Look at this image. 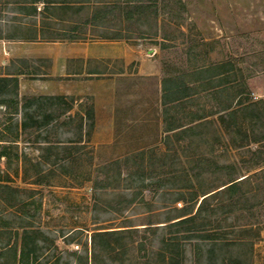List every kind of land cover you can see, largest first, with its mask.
Here are the masks:
<instances>
[{"label": "rangeland", "instance_id": "rangeland-1", "mask_svg": "<svg viewBox=\"0 0 264 264\" xmlns=\"http://www.w3.org/2000/svg\"><path fill=\"white\" fill-rule=\"evenodd\" d=\"M111 2L134 15L128 36L159 48L161 81L145 86L111 145H95L94 121L84 129L79 116L23 135L0 122V264H170L161 252L168 228L157 227L264 166V143L248 148L264 139V0ZM212 67V84L164 98L166 83ZM203 220L207 231L220 228L216 264H264V170L209 198ZM180 245L181 264H197L195 242Z\"/></svg>", "mask_w": 264, "mask_h": 264}, {"label": "crops", "instance_id": "crops-1", "mask_svg": "<svg viewBox=\"0 0 264 264\" xmlns=\"http://www.w3.org/2000/svg\"><path fill=\"white\" fill-rule=\"evenodd\" d=\"M133 19L131 11L122 15L111 0H0L2 126L21 132L24 115L44 117L56 110L64 120L81 117L85 129L94 116L92 141L114 144L139 111L145 86L158 85L162 76L159 48L128 36L125 22ZM160 96L159 90L147 98ZM33 99H41L43 105L23 110ZM260 143L264 139L250 140L248 148L257 152ZM262 170L264 166L252 169L238 182Z\"/></svg>", "mask_w": 264, "mask_h": 264}, {"label": "trees", "instance_id": "trees-1", "mask_svg": "<svg viewBox=\"0 0 264 264\" xmlns=\"http://www.w3.org/2000/svg\"><path fill=\"white\" fill-rule=\"evenodd\" d=\"M149 6V5H148ZM146 6L141 9L142 11H149L152 7ZM155 8V7H154ZM220 68L218 67H212L208 69H203L200 71L195 72L194 74L189 73L181 76V78L176 79L174 81H170L165 84V87H163L164 93L170 94L171 96L175 97V102H179L184 99V97H187V93L191 91L192 88L187 87V83L192 84L198 88L201 86H205L204 84L207 83V85L212 84V82L219 76L218 71ZM218 73V74H217ZM201 81L203 83H201ZM170 84V86H168ZM202 84V85H201ZM196 90V89H195ZM193 90L194 92L198 91ZM167 97V96H166ZM13 101L10 103L12 104ZM14 105L18 109L19 102H14ZM43 105L41 99H33L32 101H29L28 103H25L23 105V110H27L29 108H32L34 106ZM18 111V110H17ZM64 115L59 116H44L38 115V114H26L23 117V122L21 125V133L22 135L25 134L31 127L36 128V131L39 132L43 128H47L51 122H53L55 119L60 120L63 118ZM41 118H45V120H41ZM90 120L94 121V116L89 118ZM69 120H72L69 118ZM58 122V121H57ZM72 122V121H71ZM64 125H68L69 123H63ZM18 129V127L16 128ZM170 131V130H169ZM167 131V132H169ZM37 139L40 138V135L36 137ZM239 182L236 180L231 181L227 186H224V188L218 192L215 193H209L207 195H204V199L199 205L197 211L195 214L193 213H187L185 215L170 219L166 221L164 224H166L164 227H157V228H168V235L165 236L162 239V258L165 261H169L170 264H181L182 257L185 258L186 256V250L181 246L182 240H189L195 242L194 247V260L199 264L207 254L209 258V262L212 264H216L217 261L212 258V255L216 252L217 247L220 246V242L222 238L220 237L221 234H219L217 231H220V228L218 227V230L214 231H207L208 226H211V224H206L203 221V215L205 212V207L208 203V199L215 196L216 194H219L221 192H228L233 193L238 187ZM147 230L155 229L152 227H147ZM132 231V230H131ZM115 231L111 232H102V233H96L94 234L93 240L95 243L98 239H107L110 236L114 235ZM175 234V237H172V235ZM30 236L29 232L24 233V240L28 239ZM26 243V242H25ZM35 243V242H34ZM29 245V244H28ZM95 245V244H94ZM34 246V245H33ZM34 247L33 249L29 250L30 253H35ZM94 253H96V247L94 248ZM212 254V255H211ZM181 257V258H180ZM20 263H23L25 261V251L23 250L22 255L18 259ZM209 263V264H211ZM222 264H228L227 262H223ZM229 264H236L235 262L231 261Z\"/></svg>", "mask_w": 264, "mask_h": 264}, {"label": "built area", "instance_id": "built-area-1", "mask_svg": "<svg viewBox=\"0 0 264 264\" xmlns=\"http://www.w3.org/2000/svg\"><path fill=\"white\" fill-rule=\"evenodd\" d=\"M179 206H181V204H179Z\"/></svg>", "mask_w": 264, "mask_h": 264}]
</instances>
